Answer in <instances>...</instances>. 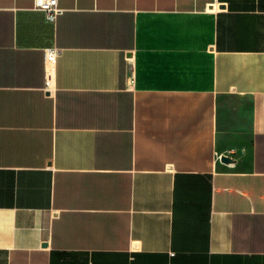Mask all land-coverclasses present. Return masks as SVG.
Returning a JSON list of instances; mask_svg holds the SVG:
<instances>
[{
	"label": "crops",
	"instance_id": "crops-1",
	"mask_svg": "<svg viewBox=\"0 0 264 264\" xmlns=\"http://www.w3.org/2000/svg\"><path fill=\"white\" fill-rule=\"evenodd\" d=\"M57 4L0 0V264H264V0Z\"/></svg>",
	"mask_w": 264,
	"mask_h": 264
},
{
	"label": "built area",
	"instance_id": "built-area-1",
	"mask_svg": "<svg viewBox=\"0 0 264 264\" xmlns=\"http://www.w3.org/2000/svg\"><path fill=\"white\" fill-rule=\"evenodd\" d=\"M33 9L42 12L44 19L53 24L58 14L62 9L58 6L57 0H33ZM60 49L54 44H49L43 47L44 70L46 75L52 72L56 63ZM231 152V157H233Z\"/></svg>",
	"mask_w": 264,
	"mask_h": 264
},
{
	"label": "water",
	"instance_id": "water-1",
	"mask_svg": "<svg viewBox=\"0 0 264 264\" xmlns=\"http://www.w3.org/2000/svg\"><path fill=\"white\" fill-rule=\"evenodd\" d=\"M220 160H221L222 162H230V161H231V159H230L229 157L224 156V155H221V156H220Z\"/></svg>",
	"mask_w": 264,
	"mask_h": 264
}]
</instances>
